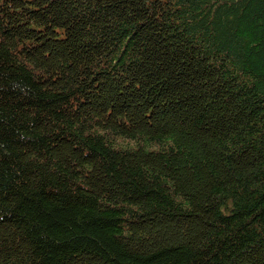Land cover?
I'll return each mask as SVG.
<instances>
[{
  "label": "trees",
  "instance_id": "1",
  "mask_svg": "<svg viewBox=\"0 0 264 264\" xmlns=\"http://www.w3.org/2000/svg\"><path fill=\"white\" fill-rule=\"evenodd\" d=\"M0 264H264V0H0Z\"/></svg>",
  "mask_w": 264,
  "mask_h": 264
}]
</instances>
